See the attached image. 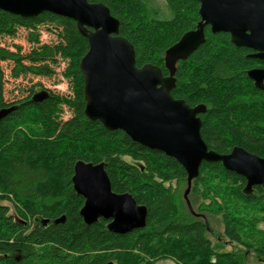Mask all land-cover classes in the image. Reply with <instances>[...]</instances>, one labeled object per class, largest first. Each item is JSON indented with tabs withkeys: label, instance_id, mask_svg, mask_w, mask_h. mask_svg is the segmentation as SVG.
Instances as JSON below:
<instances>
[{
	"label": "trees",
	"instance_id": "1",
	"mask_svg": "<svg viewBox=\"0 0 264 264\" xmlns=\"http://www.w3.org/2000/svg\"><path fill=\"white\" fill-rule=\"evenodd\" d=\"M101 2L119 21V34L135 51V64L150 63L164 75L165 50L199 21L196 0H165L161 11L150 0H88ZM25 29L28 51L2 42ZM40 28L55 40L40 42ZM88 43L67 17L43 12L22 17L0 10V264H246L243 252L219 251L208 238L206 215H219L224 237L264 264V189L243 191L244 177L220 162H202L185 199L178 200L172 182L186 181L173 157L132 141L123 131L107 130L84 114L83 75L79 61ZM235 46L228 33L204 27V42L176 63L171 95L199 114L206 146L228 153L240 146L264 158V89L246 71L264 67ZM62 60V76L70 94L55 93L35 83L21 96L7 100L2 63L11 78L51 77ZM38 85V86H37ZM43 94L42 99H35ZM69 112L63 117V110ZM104 163L111 189L128 192L147 209L143 228L114 233L99 218L85 224L79 213L83 198L75 193L74 163ZM186 189V187H185ZM184 198V197H183Z\"/></svg>",
	"mask_w": 264,
	"mask_h": 264
},
{
	"label": "water",
	"instance_id": "2",
	"mask_svg": "<svg viewBox=\"0 0 264 264\" xmlns=\"http://www.w3.org/2000/svg\"><path fill=\"white\" fill-rule=\"evenodd\" d=\"M196 1L199 21L165 50L168 73L164 75L160 67L150 63L136 66L132 44L119 34L118 19L101 2L0 0V10L15 15L35 17L50 12L75 22L88 43L79 61L85 116L109 131L121 130L132 141L176 159L186 172L183 197L187 204L190 183L198 176L202 162H220L226 170L244 177L245 193L255 185L264 189V158L240 146L225 154L208 149L200 134L199 114L205 106L191 107L171 95L176 63L204 42L205 26L211 33H228L232 44L250 49L249 57L264 61V0ZM246 74L256 88L264 89V67L248 69ZM9 110L0 109V119ZM71 182L75 193L83 198L79 213L85 224L103 218L107 230L120 234L145 226L146 207L137 204L128 192L112 191L103 162L76 161Z\"/></svg>",
	"mask_w": 264,
	"mask_h": 264
},
{
	"label": "rangeland",
	"instance_id": "3",
	"mask_svg": "<svg viewBox=\"0 0 264 264\" xmlns=\"http://www.w3.org/2000/svg\"><path fill=\"white\" fill-rule=\"evenodd\" d=\"M150 5L161 11L165 9V0H150ZM40 42L41 43H51L55 40V36L52 32L47 31L45 28H40ZM25 29H19L14 37H6L3 40V44L7 45L10 49H14L15 45H20L22 51H28L31 44L26 40ZM6 82L4 84V96L7 100H12L16 97L21 96V89H25L35 83H40L44 88L51 89L55 93L60 94H70V84L68 79L62 76V70L65 68L66 64L64 61L59 60L57 65L54 67L55 73L51 77L42 76H31L19 77L17 79L11 78L9 75L10 65L7 62L2 63ZM38 86V85H37ZM69 112H66V108L63 110V117H68ZM172 186L175 188L177 199L183 200V194L185 191V181L172 182ZM207 222L209 224L208 238L211 240L213 246L219 251H232L243 252V263L246 264H263L262 261L255 256L252 251H245L239 245L229 242L223 235V227L221 224V219L219 215H206ZM156 264H173V260L167 258L159 260Z\"/></svg>",
	"mask_w": 264,
	"mask_h": 264
}]
</instances>
